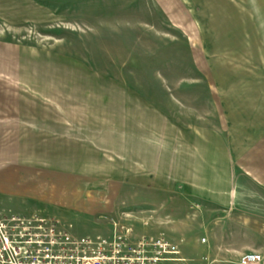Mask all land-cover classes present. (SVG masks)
<instances>
[{
	"label": "rangeland",
	"instance_id": "374dc122",
	"mask_svg": "<svg viewBox=\"0 0 264 264\" xmlns=\"http://www.w3.org/2000/svg\"><path fill=\"white\" fill-rule=\"evenodd\" d=\"M182 1L0 0V44L18 49L25 65L30 60L48 63L50 58L54 65L64 64L53 67L52 79L66 77L64 106L85 119L73 118L70 128L78 122L84 136L99 135L101 143L95 152L99 155L90 157L86 167L61 168L51 166L57 162L48 161V153L40 149L13 151V136L1 128L0 209L61 218L78 236H107L111 222L128 215L134 236L163 233L179 242L184 256L197 259L191 264L205 263L203 255L211 253L205 231L214 218L210 205L197 206L177 192L158 194L141 184L128 188L123 151L110 144L115 139L109 132L115 122L110 112L123 103L125 88L178 122L217 126L214 94L206 84L211 78L200 66L212 59L230 64L240 60L256 73L264 66V0ZM73 63L85 70L78 71ZM2 79L5 96L45 94L39 85L35 92L21 87L18 94L21 83L13 85L11 72ZM54 91L60 97V89ZM77 95L95 97L99 104L87 99L76 104ZM121 122L123 116L117 117L116 123ZM15 138L29 148L30 137ZM20 158L25 167L18 166ZM82 172L96 180L81 178Z\"/></svg>",
	"mask_w": 264,
	"mask_h": 264
},
{
	"label": "crops",
	"instance_id": "0c3cea01",
	"mask_svg": "<svg viewBox=\"0 0 264 264\" xmlns=\"http://www.w3.org/2000/svg\"><path fill=\"white\" fill-rule=\"evenodd\" d=\"M233 34L239 36L240 32ZM0 45V129L5 130L4 135L13 136L11 149H40L48 153V161L57 162L51 166L86 167L90 157L99 155L95 152L99 153L101 143L99 135L84 136L85 129L78 122L70 128L73 118L82 123L85 119L66 107V77L52 79L53 67L64 64L54 65L50 58L48 63L30 60L25 65L18 49ZM215 60L200 67L211 78L206 84L214 94L217 126L178 122L145 97L125 88L123 103L118 109L114 106L115 113L110 112V121H115L110 123V136L115 137L110 144L123 151L128 188L141 184L158 194L177 192L183 199L210 205L214 218L205 231L211 239V253L203 255L208 259L204 264H236L243 252L253 250L264 255V75L260 73H264V66L256 73L240 60L235 64ZM71 65L78 71L85 70L81 64ZM10 72L13 85L21 83L17 93L25 86L35 92L39 85L45 94L5 96L2 77ZM55 87L60 89V97L53 96ZM89 87H93V81ZM86 99L99 104L90 95H77L74 103L84 104ZM54 105L59 109L54 111ZM120 116L123 122L117 124ZM21 136L31 138L29 148L24 147L25 140L15 138ZM21 159L16 162L25 167L19 164ZM82 173L81 178L96 180V176L85 177ZM188 258L191 263L197 260Z\"/></svg>",
	"mask_w": 264,
	"mask_h": 264
},
{
	"label": "built area",
	"instance_id": "2783aa9c",
	"mask_svg": "<svg viewBox=\"0 0 264 264\" xmlns=\"http://www.w3.org/2000/svg\"><path fill=\"white\" fill-rule=\"evenodd\" d=\"M127 216L107 236H78L61 218L0 209V264H191L163 233L134 236ZM236 264H264V255L243 252Z\"/></svg>",
	"mask_w": 264,
	"mask_h": 264
}]
</instances>
